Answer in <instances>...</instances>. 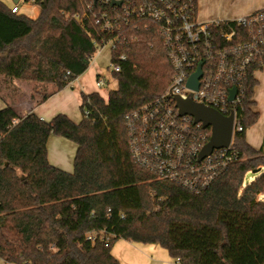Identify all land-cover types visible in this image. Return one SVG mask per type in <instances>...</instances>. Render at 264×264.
Masks as SVG:
<instances>
[{
    "label": "trees",
    "instance_id": "trees-1",
    "mask_svg": "<svg viewBox=\"0 0 264 264\" xmlns=\"http://www.w3.org/2000/svg\"><path fill=\"white\" fill-rule=\"evenodd\" d=\"M25 1L39 6L37 17L0 0L6 90L15 79L26 81L44 102L87 71L103 40H114L111 62L121 70L112 71L117 87L107 99L82 93L79 122L64 113L50 121L33 111L20 115L0 87V263L120 264L112 249L125 239L157 244L180 264H264V145H251L246 135L259 119L256 74L264 66H252L246 78L237 111L244 130L234 133L233 159L192 192L131 152L129 116L165 98L174 74L158 24L135 19L111 33L97 23L99 12L112 9L101 0ZM206 131L199 128L203 144ZM51 135L76 143L72 171L49 161Z\"/></svg>",
    "mask_w": 264,
    "mask_h": 264
},
{
    "label": "built area",
    "instance_id": "built-area-1",
    "mask_svg": "<svg viewBox=\"0 0 264 264\" xmlns=\"http://www.w3.org/2000/svg\"><path fill=\"white\" fill-rule=\"evenodd\" d=\"M113 1L101 0L112 7L99 12L101 28L112 33L135 19L155 21L174 69L166 99L143 105L128 118L133 158L161 178L200 192L233 159L232 143L199 161L209 140L203 144L201 123L178 113L174 96L213 107L226 116L234 113V133L243 131L237 111L244 84L252 66H264V6L239 18L201 22L195 0H117L121 5ZM19 11L18 5L12 7V12ZM109 44L114 47V40L97 43L92 59ZM110 67L121 70L118 60L110 62ZM200 69L198 87H191L190 78ZM96 84L101 88L106 82L98 76ZM234 88L236 95L231 99ZM203 129L211 137V128Z\"/></svg>",
    "mask_w": 264,
    "mask_h": 264
},
{
    "label": "crops",
    "instance_id": "crops-1",
    "mask_svg": "<svg viewBox=\"0 0 264 264\" xmlns=\"http://www.w3.org/2000/svg\"><path fill=\"white\" fill-rule=\"evenodd\" d=\"M20 1L21 0L15 2L18 5ZM263 6L264 5L256 8L255 10L262 8ZM18 7L21 11L19 5ZM217 19L223 18H212L209 21ZM85 74L86 73L77 77L69 85L57 91L42 103H37L38 98L35 97V94L33 96V91L26 92V90H24V86L27 87L29 82L15 79L10 83L12 89L8 100L13 103L16 111L20 115H24L30 111H33L41 119L50 121L55 115L64 113L68 115L73 121L79 122L83 117V112L81 110L82 93L88 94L92 92H98L101 96L107 99L110 92L109 90L107 92L108 95H105L102 92V89H106V84L99 88L96 84V79L89 76L87 77ZM5 105V99L0 96V109ZM76 151L77 145L73 141L63 136H50L48 141V158L53 165L66 171L73 170V162ZM112 253L119 259V261L125 260L126 264H180L173 257H171L165 248L157 244L135 243L125 239H120L114 244Z\"/></svg>",
    "mask_w": 264,
    "mask_h": 264
},
{
    "label": "rangeland",
    "instance_id": "rangeland-1",
    "mask_svg": "<svg viewBox=\"0 0 264 264\" xmlns=\"http://www.w3.org/2000/svg\"><path fill=\"white\" fill-rule=\"evenodd\" d=\"M8 7H13L17 5L15 0H1ZM198 2V21H209L212 18H223V19H235L242 17V15L252 12L258 7L264 5V0H197ZM21 8V12L25 13L30 17H37L40 11V8L34 2H26L21 0L18 4ZM215 16V17H211ZM111 44L105 46L100 55L94 56L91 61V64L87 71L85 72L86 76L96 79V77H102L106 81V89L103 88L102 92L105 95H108L107 92L117 87L116 80L112 77V68L110 67L111 62ZM260 83L255 88V99L257 101L256 110L259 111V119L257 122L248 127L246 130V135L250 143L255 147H261L264 144V67L259 70L256 74ZM0 87L3 89L4 93H11V87L5 89V84L0 81ZM24 86L26 92L32 91V83ZM31 84V85H30ZM48 89H51L48 86ZM35 97L39 98L38 94H35ZM74 163V162H73ZM74 167V165H73ZM72 171V170H71ZM257 173L251 171L246 175L245 183H248L252 180ZM261 200H264V194L259 196ZM120 240V239H119ZM121 261V260H120ZM1 264V263H0ZM121 264H126L125 260L121 261Z\"/></svg>",
    "mask_w": 264,
    "mask_h": 264
},
{
    "label": "water",
    "instance_id": "water-1",
    "mask_svg": "<svg viewBox=\"0 0 264 264\" xmlns=\"http://www.w3.org/2000/svg\"><path fill=\"white\" fill-rule=\"evenodd\" d=\"M18 1V0H15ZM98 0H95L97 2ZM113 4L121 5V1H113ZM201 76V69L192 75L189 81L191 87H198V79ZM236 95V88L232 89L231 99ZM171 97V95H168ZM178 113L181 116L189 115L193 117L194 123H201L203 128H211V137L202 147L199 154V161L211 155L214 150L227 148L231 145L234 135V113L226 116L217 109L206 106L192 99H182L174 96ZM258 170H255L257 172Z\"/></svg>",
    "mask_w": 264,
    "mask_h": 264
}]
</instances>
